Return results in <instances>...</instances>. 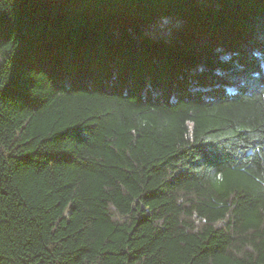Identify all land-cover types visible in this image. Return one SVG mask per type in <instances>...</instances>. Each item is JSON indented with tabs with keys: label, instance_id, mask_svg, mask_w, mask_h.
Listing matches in <instances>:
<instances>
[{
	"label": "trees",
	"instance_id": "trees-1",
	"mask_svg": "<svg viewBox=\"0 0 264 264\" xmlns=\"http://www.w3.org/2000/svg\"><path fill=\"white\" fill-rule=\"evenodd\" d=\"M0 264H264V0H0Z\"/></svg>",
	"mask_w": 264,
	"mask_h": 264
}]
</instances>
